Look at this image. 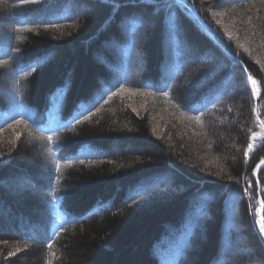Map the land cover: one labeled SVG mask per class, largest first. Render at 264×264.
<instances>
[{"label": "trees", "instance_id": "1", "mask_svg": "<svg viewBox=\"0 0 264 264\" xmlns=\"http://www.w3.org/2000/svg\"><path fill=\"white\" fill-rule=\"evenodd\" d=\"M177 1L0 0V179L37 168L22 127L46 185L43 222L0 187V264H264V0Z\"/></svg>", "mask_w": 264, "mask_h": 264}, {"label": "rangeland", "instance_id": "2", "mask_svg": "<svg viewBox=\"0 0 264 264\" xmlns=\"http://www.w3.org/2000/svg\"><path fill=\"white\" fill-rule=\"evenodd\" d=\"M177 2L181 5L182 8H185L186 10L189 11V13H191V11L188 9L189 7H188L187 2L185 0H178ZM83 10H86L87 12L91 11V9H89V8H83ZM119 29H120V27H118V30ZM208 33L212 37H214V35L212 33H210V32H208ZM108 53L110 56L116 57V52H114V50H111V51L109 50ZM100 55H101V53H99V56ZM190 55L192 58L197 57L201 61H205L207 59L215 57V55L210 54V53H205L203 55H199L196 51L190 53ZM139 56H141V55L139 54ZM98 62H100L102 64V66L104 67L102 60L98 61ZM138 65H139V70H137V74L139 75V74L143 73V69L141 67L139 58H138ZM100 82H101V80L99 79L98 80V86L100 85ZM232 87H235V84H233ZM254 89L256 90V87H254ZM0 91H2V90L0 89ZM135 99H139V100H141L140 102H142L145 100V97L136 96ZM134 100L131 101L132 106L136 107L137 102H135ZM0 101L5 103L2 95H0ZM137 106H139V105H137ZM260 124H263V123L260 122ZM21 132H22V135L26 138V140H25L26 144L25 145L31 149V155H32V162L31 163L33 166H35V168L36 167L37 168L32 170L30 173H25L21 177H18L17 174H14L13 172H9L8 175H6L2 179H0V187L3 188L4 190H6L15 199L16 202L20 201V200L21 201H24V200L28 201V203L25 204L26 206L24 209L30 213L29 215L32 216L35 221H39V222L42 221L43 222L44 219L46 218V207H45L46 201H45V198L43 196L42 188L45 189L46 185L44 186L45 174L43 175L39 171H44L45 167L43 166V163H41L42 168L38 167L39 166L38 161L40 160L41 151L39 150L40 148H38L35 140L33 138L29 137L28 135L25 136L24 130L22 127H21ZM257 137H258V140H260V136L257 135ZM262 149H261V152H262ZM142 150H144V149L143 148H137V147L130 146V145L126 146L124 149H122L116 145H114L113 147L110 148L111 153H113L115 155L121 154L122 151H126L127 153L133 154V153H139ZM258 152H259V150L257 151V153ZM261 161H264V158ZM261 161H260V163H261ZM24 180L28 181L30 186H23V185H25ZM36 182H39V183L37 184ZM42 185L44 187H42ZM23 193L24 194L28 193L27 198L24 196ZM11 206L13 207V204ZM16 219H17V216L14 214V212H13L12 208L9 206L8 202L0 199V237H3L5 235H9V237L14 238L16 232L21 233V230L13 227ZM36 225H37V227H39L38 226L39 224H36ZM238 230H239L237 232V239L238 240H237V242H235L233 244V246L231 247V250L235 254L245 255V257H247V259H249L252 262V260L254 258V254H253V251L250 248H248V246H247L248 240L241 234L242 226H240V228ZM192 255H193V251H191V253L189 254V258ZM233 264H236V263L233 262Z\"/></svg>", "mask_w": 264, "mask_h": 264}, {"label": "snow or ice", "instance_id": "3", "mask_svg": "<svg viewBox=\"0 0 264 264\" xmlns=\"http://www.w3.org/2000/svg\"><path fill=\"white\" fill-rule=\"evenodd\" d=\"M31 2L36 3L37 0H31ZM142 2H143V0H124V5L127 6L128 4H131L132 6H139ZM17 22L19 23V21H17ZM0 38H2V37H0ZM7 54L10 55V51ZM19 60L21 63L18 67L21 71H23L24 70L23 69V57H20ZM197 83H199V81ZM252 84L255 85L256 81L253 80ZM255 138H256V134L253 133L252 139L254 140ZM48 139L51 140L52 137L49 136ZM252 147H253V145L251 143H249L248 151H251ZM261 163H264V161H261ZM254 178L256 179L257 184H259V179L255 177V174H254ZM244 190L246 192L247 187H245ZM254 210L256 211L257 216L253 217L252 224H253V227L256 229V235L258 237H260L262 240H264V215L260 214L261 212H264V199L259 200L258 207H256ZM51 246L52 245L49 243L48 247L51 248Z\"/></svg>", "mask_w": 264, "mask_h": 264}, {"label": "water", "instance_id": "4", "mask_svg": "<svg viewBox=\"0 0 264 264\" xmlns=\"http://www.w3.org/2000/svg\"><path fill=\"white\" fill-rule=\"evenodd\" d=\"M263 165H264V163H262L261 165H259V166L257 167V169H256V172H258L259 169H260Z\"/></svg>", "mask_w": 264, "mask_h": 264}]
</instances>
